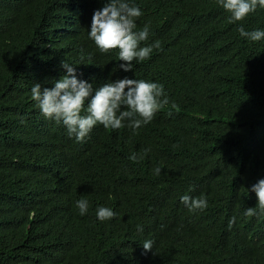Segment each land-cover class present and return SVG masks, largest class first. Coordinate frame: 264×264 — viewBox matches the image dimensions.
<instances>
[{
  "label": "trees",
  "instance_id": "trees-1",
  "mask_svg": "<svg viewBox=\"0 0 264 264\" xmlns=\"http://www.w3.org/2000/svg\"><path fill=\"white\" fill-rule=\"evenodd\" d=\"M105 2L0 0V264H264V214L244 215L264 179V38L238 32L264 30V9L229 23L216 0H127L150 25L141 46L161 49L124 72L89 38ZM62 62L94 89L162 84L169 104L135 133L98 124L77 142L31 99ZM201 194L203 211L180 202ZM101 206L117 215L98 220Z\"/></svg>",
  "mask_w": 264,
  "mask_h": 264
},
{
  "label": "clouds",
  "instance_id": "clouds-1",
  "mask_svg": "<svg viewBox=\"0 0 264 264\" xmlns=\"http://www.w3.org/2000/svg\"><path fill=\"white\" fill-rule=\"evenodd\" d=\"M226 13L228 22L236 23L244 20L249 14L255 13L257 8L264 9V0H216ZM142 16L141 10L127 2V0H106L103 6L95 10L91 18L89 38L101 53L118 50L119 68L124 72L133 70V62H143L151 58L153 50L161 49L160 41L151 45L141 46L150 34V25L145 24L138 29L136 21ZM241 37L252 42L264 38V30L254 29L246 31L243 25L238 28ZM61 67L65 75L53 81L52 87H41L39 83L31 87V99L36 102L41 115L62 124L69 136H74L77 142H83L96 125L118 130L127 126L135 133L142 126L149 124L157 112L169 104V97L164 92L162 84L146 80L129 79L124 77L106 82L98 89L93 84L79 79L76 67L62 62ZM175 108L176 105L172 104ZM122 108L126 110H122ZM150 149H145L146 155ZM142 156L133 153L129 160L137 162ZM155 175H160L161 168L153 169ZM249 191L255 193L256 207L246 209L244 215L254 217L264 214V179L258 180ZM180 202L189 211H203L208 207L206 196L198 197L183 195ZM81 216L87 214L89 202L81 198L76 202ZM97 219L108 221L117 214L108 207H99ZM236 218L229 220V227ZM138 230L143 229L138 226ZM153 241L146 240L142 247L145 251L152 250Z\"/></svg>",
  "mask_w": 264,
  "mask_h": 264
}]
</instances>
